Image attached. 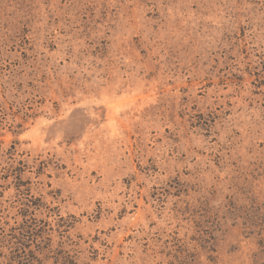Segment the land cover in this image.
I'll use <instances>...</instances> for the list:
<instances>
[{"label":"rangeland","instance_id":"rangeland-1","mask_svg":"<svg viewBox=\"0 0 264 264\" xmlns=\"http://www.w3.org/2000/svg\"><path fill=\"white\" fill-rule=\"evenodd\" d=\"M23 191L41 264H264V0H0Z\"/></svg>","mask_w":264,"mask_h":264},{"label":"trees","instance_id":"trees-1","mask_svg":"<svg viewBox=\"0 0 264 264\" xmlns=\"http://www.w3.org/2000/svg\"><path fill=\"white\" fill-rule=\"evenodd\" d=\"M15 167L9 165L8 180L12 179L16 183L18 189H23L24 180V168L21 166ZM33 196L23 193L19 195V205L23 206L17 210V213L21 216L15 220L13 226L11 224L3 223L1 228L3 233L0 235V243L13 245L10 253L0 252V262L3 261L6 264H39L43 263L37 258L36 252L29 250L27 244L29 243H40L43 239L50 241V235L45 234L39 225V221L36 215V209L32 208ZM33 215V216H32ZM15 246V247H14Z\"/></svg>","mask_w":264,"mask_h":264}]
</instances>
